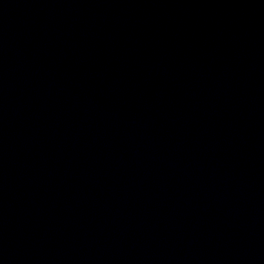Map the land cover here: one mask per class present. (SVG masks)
<instances>
[{"label": "water", "instance_id": "95a60500", "mask_svg": "<svg viewBox=\"0 0 264 264\" xmlns=\"http://www.w3.org/2000/svg\"><path fill=\"white\" fill-rule=\"evenodd\" d=\"M0 264H264V0H0Z\"/></svg>", "mask_w": 264, "mask_h": 264}]
</instances>
